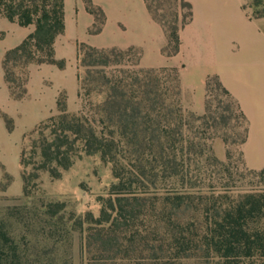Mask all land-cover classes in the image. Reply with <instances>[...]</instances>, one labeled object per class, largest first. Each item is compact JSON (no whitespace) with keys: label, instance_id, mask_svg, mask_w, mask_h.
<instances>
[{"label":"trees","instance_id":"trees-1","mask_svg":"<svg viewBox=\"0 0 264 264\" xmlns=\"http://www.w3.org/2000/svg\"><path fill=\"white\" fill-rule=\"evenodd\" d=\"M145 1L164 28L167 40L163 53L175 54L180 45L179 28L192 16L191 5L184 0H166L174 9L173 20L166 24L149 0ZM253 5L262 6V1L255 0ZM86 8L95 17L88 31L96 33L101 29L103 12L90 0H86ZM254 15L264 16V10ZM0 16L20 26L33 25V30L16 46L6 49L2 58L10 94L21 99L27 92V74L15 73L9 65L21 69L30 63L65 67V59L55 57L53 46L65 27L64 0H0ZM122 50L127 56L134 51L136 58L129 60L127 69H113L107 74L103 68L119 64L110 55ZM76 56L78 65L85 68L83 79L76 74L79 93L88 95L95 88H104V100L95 105L97 118L91 119L83 111H68L66 101L59 99L56 113L31 130L19 159L24 193L29 192V184L35 190L40 170L57 177L80 151L99 154L101 160L110 163L114 182L108 197H100L96 224L118 227L122 221L126 225L118 234L131 232V221L141 213L134 204L144 200L138 194L139 186L147 183L148 188L162 192L165 202L175 209L172 215L176 218L184 209L194 207L189 264H264V187L245 188L219 181L213 175L225 170L226 162L216 157L210 141L220 137L227 143L228 137L210 131L211 128L225 125L228 118L234 117L242 130L234 133L232 143L239 146L248 131L244 113L218 77H207L205 110L197 115L186 112L180 104L178 69L140 67L139 50L134 47L98 49L79 43ZM212 90L226 99L224 106L220 105L221 100L214 107L211 105ZM194 122L201 125L195 126ZM239 155L243 162L241 149ZM226 158L231 159L229 150ZM209 167L214 170L207 174ZM247 170L253 174L264 172V168ZM159 179L161 187L156 186ZM54 204L59 203H48L47 207ZM184 228L179 227L177 237L182 241ZM0 264H23L18 244L2 224Z\"/></svg>","mask_w":264,"mask_h":264},{"label":"rangeland","instance_id":"rangeland-1","mask_svg":"<svg viewBox=\"0 0 264 264\" xmlns=\"http://www.w3.org/2000/svg\"><path fill=\"white\" fill-rule=\"evenodd\" d=\"M251 3L255 0H250ZM153 10L164 17L166 24L173 20V5L166 0H149ZM264 10L262 6L252 9L256 14ZM3 32L0 31V36ZM9 33L0 40V50L12 41ZM77 46V45H76ZM67 56V55H66ZM3 58V57H2ZM133 52L127 56L123 50L110 55L119 64L103 68L109 74L113 69H127L129 60H134ZM63 69L45 63H33L29 70L12 68L15 73L25 71L26 94L21 99L11 96L5 81L4 71L0 78V224L11 234L18 244L23 264H189L191 257L192 223L194 207L184 209L176 218L170 204L163 199L160 191L148 188L147 183L140 184L141 203L134 204L141 211L131 227V232L118 234L125 227L124 222L111 227L98 225L94 221L101 208L100 197L106 198L114 177L111 165L101 160L99 154H85L80 151L72 164L62 170L57 177L47 171L38 172L37 186L33 190L29 184L28 193L23 191L20 165V151L27 142L31 130L50 114L56 113V102L66 101L70 112H80L89 118H97L95 105L104 100V88H95L90 94L79 93L78 80L85 76V68L71 57L65 58ZM45 65V66H43ZM37 67V68H36ZM23 77V75L20 73ZM59 86L65 89H57ZM19 91L18 87L14 89ZM224 106L226 99L212 90L209 101L214 107L217 101ZM212 107V108H213ZM221 112V110H218ZM200 126V122H194ZM210 131L225 134L214 137L210 143L216 157L226 162L225 170L213 175L215 179L245 188L264 187V172L249 173L239 155L240 146L232 143L234 133L241 131V124L235 118H228L225 125L217 124ZM231 152L227 161L226 151ZM212 168H208L210 174ZM217 170V169H215ZM29 171V168H28ZM156 186H163L162 180H156ZM48 203H59L47 207ZM61 205V206H58ZM194 205V204H193ZM173 214V215H172ZM171 218H169V216ZM130 222V221H129ZM128 223V222H127ZM129 225V224H128ZM189 227V230L184 227ZM182 227L185 239H177ZM180 236V237H181Z\"/></svg>","mask_w":264,"mask_h":264},{"label":"crops","instance_id":"crops-1","mask_svg":"<svg viewBox=\"0 0 264 264\" xmlns=\"http://www.w3.org/2000/svg\"><path fill=\"white\" fill-rule=\"evenodd\" d=\"M90 1L103 12L101 29L88 31L95 17L87 10L86 0H64L65 27L53 44L56 58L77 60L79 43L98 49L134 47L139 50L140 67L178 69L180 104L186 112L197 115L205 110L206 79L216 75L248 122L246 139L240 146L244 166L264 168V16L252 13L255 6L250 0H184L191 5L192 16L179 28V49L172 55L162 51L165 31L145 0ZM32 30L33 25L20 26L0 16V40L13 34L12 41L0 50V78L5 50ZM32 67L33 63L29 70Z\"/></svg>","mask_w":264,"mask_h":264}]
</instances>
